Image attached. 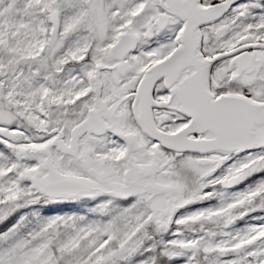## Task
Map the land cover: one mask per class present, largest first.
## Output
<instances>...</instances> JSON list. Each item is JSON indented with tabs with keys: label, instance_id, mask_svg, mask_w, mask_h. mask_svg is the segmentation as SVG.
Listing matches in <instances>:
<instances>
[{
	"label": "snow or ice",
	"instance_id": "1",
	"mask_svg": "<svg viewBox=\"0 0 264 264\" xmlns=\"http://www.w3.org/2000/svg\"><path fill=\"white\" fill-rule=\"evenodd\" d=\"M0 264H264V0H0Z\"/></svg>",
	"mask_w": 264,
	"mask_h": 264
}]
</instances>
